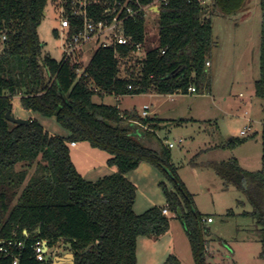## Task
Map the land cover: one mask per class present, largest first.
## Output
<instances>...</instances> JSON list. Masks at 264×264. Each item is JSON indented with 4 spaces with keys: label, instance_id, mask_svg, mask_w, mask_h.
Segmentation results:
<instances>
[{
    "label": "trees",
    "instance_id": "1",
    "mask_svg": "<svg viewBox=\"0 0 264 264\" xmlns=\"http://www.w3.org/2000/svg\"><path fill=\"white\" fill-rule=\"evenodd\" d=\"M54 1L0 0V33L6 34L0 50V238L24 241L21 249L11 246L19 264H54L50 257L36 259L32 245L37 241L48 246L69 244L74 264H137L139 237H159L169 230L171 218L162 211L168 208L181 220L196 264H220L208 260L205 235L209 229L204 222L208 216L195 207L193 195L171 162L169 145L156 133L168 121L142 116L136 109L122 110L118 104L98 103L93 97L188 94L191 85L197 93L209 92L212 74L206 62L216 44L211 18L231 16L248 0H211V9L201 0H169L158 19L160 44L146 50L142 66L122 75L115 48L99 47L80 76L78 64L43 56L38 28ZM261 8L260 76L255 87L256 95L264 98V0ZM146 27L143 17L127 23L126 31L133 39L117 47L122 56L130 55L135 44L144 43ZM54 33L58 35V30ZM17 95L23 108L55 117L69 135L52 134L32 117L27 124L8 120L6 113L13 110L12 99ZM261 136V170H246L236 158L207 165L224 180L226 189L236 186L255 204L249 214L263 226L264 246V204L257 197V191L264 190V125ZM72 141H89L107 150L111 154L108 163L117 171L97 180L85 178L71 159ZM242 141L232 137L227 145ZM144 160L158 166L175 190L163 184L166 205L138 213L137 186L126 174ZM0 264H13L12 258L0 253ZM163 264L182 263L177 255L169 254Z\"/></svg>",
    "mask_w": 264,
    "mask_h": 264
},
{
    "label": "rangeland",
    "instance_id": "2",
    "mask_svg": "<svg viewBox=\"0 0 264 264\" xmlns=\"http://www.w3.org/2000/svg\"><path fill=\"white\" fill-rule=\"evenodd\" d=\"M211 9V0H201ZM209 11V10H208ZM209 14V12H208ZM213 35L216 40L212 48L209 66L212 74V93L175 95H124L121 99L114 94H98L95 102L116 105L124 110L136 109L141 113L144 104H149L150 113L167 119H213L212 122H188V124L166 126L162 132L165 143L170 147L172 164L177 168L180 179L193 195L195 207L202 214L212 217L206 222L209 233L208 260L222 264H264L262 225L258 218L249 214L255 204L236 186L224 187V180L207 165L209 161L236 158L238 164L249 171L262 168V136L264 122V98L256 95L255 81L260 76V46L262 29L261 0H248L245 7L231 16H212ZM146 35L141 53L159 46V23L147 19ZM59 29V15L52 5L46 8L38 28L43 43V56L50 54L58 60L63 57V38L54 33ZM3 34H5L3 32ZM3 34L0 33V50L3 49ZM92 53L88 56L91 57ZM90 59V58H89ZM136 58L120 65L122 75L139 67ZM21 96V95H19ZM18 95L12 99L13 113L19 118L34 116L50 133L68 136L69 131L55 117L23 108ZM252 99V104H250ZM251 119V128H246ZM216 121L220 128L217 127ZM241 130L247 131L245 136ZM230 134V135H228ZM231 137L243 140L231 147ZM181 140V141H180ZM79 146H70L71 159L77 170L89 180H97L117 171L108 160L111 154L91 145L89 141H78ZM218 143L216 149L207 148ZM169 145V144H168ZM207 146V147H205ZM18 169L22 166L18 165ZM36 164L29 168L27 179L33 174ZM127 178L137 186L135 210L138 213L152 206L166 205L165 184L175 190L172 180L155 164L142 161L127 173ZM258 200L264 204V190L257 191ZM229 210L234 212L227 214ZM170 228L159 237L141 236L138 239L137 264H163L169 254H175L182 264H196L188 235L181 220L170 213ZM209 217V216H208ZM56 254L66 259L69 244L58 243ZM54 259V258H53ZM54 263V260H52ZM54 263V264H63Z\"/></svg>",
    "mask_w": 264,
    "mask_h": 264
},
{
    "label": "built area",
    "instance_id": "3",
    "mask_svg": "<svg viewBox=\"0 0 264 264\" xmlns=\"http://www.w3.org/2000/svg\"><path fill=\"white\" fill-rule=\"evenodd\" d=\"M169 0H55L52 4L59 15L58 35L63 38V58L71 63L78 64V76L85 72L86 64L90 57L99 47L115 48V57L118 59L119 66L131 58H136L137 65L142 66V59L145 53H141L143 43L135 44L136 48L128 56H122L117 50L119 45H128L132 43V35L126 31L127 23L130 20L136 21L143 17H151L153 21H158L161 8L168 4ZM6 34H3V40ZM91 55V56H92ZM211 65L210 60L206 62ZM189 93H196L197 89L191 85L188 88ZM149 105H144L142 116H147ZM246 128H250L248 125ZM241 134H247L242 130ZM181 141V140H180ZM169 147L174 143L169 142ZM75 147L76 141L70 142ZM163 213L170 215L168 208H164ZM212 217H205L204 222H211ZM27 234V231H24ZM16 233L14 232L13 235ZM14 237L9 240L0 238L1 256L11 257L13 264H19V256L12 250L11 246L24 247L23 240H15ZM59 246H48L46 242L37 241L32 245L34 255L38 260H45L48 257L56 261L57 248ZM54 258V259H53Z\"/></svg>",
    "mask_w": 264,
    "mask_h": 264
},
{
    "label": "crops",
    "instance_id": "4",
    "mask_svg": "<svg viewBox=\"0 0 264 264\" xmlns=\"http://www.w3.org/2000/svg\"><path fill=\"white\" fill-rule=\"evenodd\" d=\"M210 62H211V66H212V60H210ZM206 93H212V91L210 90L209 92H206ZM206 93H197L198 95H202V96H204V95H207ZM146 95H157V94H159V93H156V92H148V93H145ZM175 94H180V93H174V94H166V95H175ZM159 95H165V94H159ZM19 96V95H18ZM19 97H21V96H19ZM123 96H120V98L119 99H121ZM250 104H252V99H250ZM144 105H147V104H144ZM149 105V104H148ZM121 108V107H120ZM122 109V108H121ZM143 109H144V106H143V108H142V111H141V114H142V112H143ZM122 110H124V109H122ZM150 106H149V108L147 109V111H148V116H154V117H158V118H162V119H165V120H167L168 121V123L169 124H167V126H169V125H171V123L172 122H169V121H176V120H179V119H167V118H164V117H161V116H158V114H156V110H152L151 111V113H150ZM30 117H32V118H34V116L32 115V116H30ZM181 119H184V118H181ZM191 121L192 122H195L196 121V123H198L199 122V124L200 123H202V122H212V121H214L213 119H199V118H195V117H191ZM247 123L248 124H250L251 123V119H249L248 118V120H247ZM174 124H176V125H182V124H177V123H174ZM185 124H188V123H185ZM216 124H217V127L218 128H220V125H219V123L216 121ZM262 124L264 125V122H262ZM250 126V128H251V124L249 125ZM166 128V126H164V127H161V128H159L157 131H156V133L158 134V136L159 137H161V138H163L162 137V132L164 131V129ZM242 131V130H241ZM241 131H240V134H241ZM228 135H230V134H228ZM242 136H245V135H243V134H241ZM232 138V137H231ZM230 138V139H231ZM77 146H79V144L77 145ZM77 146H75V147H77ZM219 146V144L218 143H210V145L207 147V146H205V147H207V148H214V149H216V147H218ZM83 175V174H82ZM127 175V174H126ZM84 176V175H83ZM208 216H210V215H208Z\"/></svg>",
    "mask_w": 264,
    "mask_h": 264
},
{
    "label": "water",
    "instance_id": "5",
    "mask_svg": "<svg viewBox=\"0 0 264 264\" xmlns=\"http://www.w3.org/2000/svg\"><path fill=\"white\" fill-rule=\"evenodd\" d=\"M6 117H7L8 120H10V121H12L14 123H26V124L29 123V119L17 117L13 113L12 108H9L8 109V111L6 113ZM65 256H66V259H64V260H63V258L57 256L55 263H57V262L62 263V261H64V262L68 261L67 264H74V262H75V255H74L73 252L67 253Z\"/></svg>",
    "mask_w": 264,
    "mask_h": 264
},
{
    "label": "flooded vegetation",
    "instance_id": "6",
    "mask_svg": "<svg viewBox=\"0 0 264 264\" xmlns=\"http://www.w3.org/2000/svg\"><path fill=\"white\" fill-rule=\"evenodd\" d=\"M67 263H68V261L64 262L63 264H67Z\"/></svg>",
    "mask_w": 264,
    "mask_h": 264
}]
</instances>
